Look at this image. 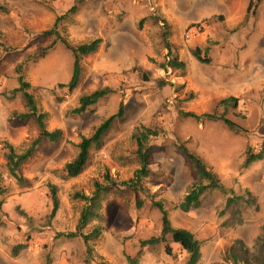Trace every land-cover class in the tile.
<instances>
[{
    "label": "rangeland",
    "instance_id": "1",
    "mask_svg": "<svg viewBox=\"0 0 264 264\" xmlns=\"http://www.w3.org/2000/svg\"><path fill=\"white\" fill-rule=\"evenodd\" d=\"M198 26L200 37L187 40ZM99 34L103 44L81 58L80 84L69 91L74 55L64 42L77 47ZM196 49L210 63L199 61ZM172 57L184 68L169 67ZM20 76L46 116L45 129L62 131L57 143L40 139L21 166L22 182L9 175L6 156L10 147L29 148L42 131L34 117L22 118L30 111L15 92ZM106 88L112 91L85 113L74 112L82 96ZM230 97L238 98L236 107L219 104ZM121 106L123 117L70 178L65 167L82 139ZM145 129L156 135L148 137L147 176L138 181L136 134ZM261 152V160L246 164ZM188 154L222 189L207 191L185 213L179 205L199 180ZM0 173L8 188L0 197V264H129L127 256L137 264H185L187 253L171 236L140 246L161 235L155 202L173 228L201 242L199 264H231L236 241L252 249L264 233V0H0ZM97 184L104 188L99 218L79 230L89 206L81 196L92 197ZM96 228L100 236L86 244L83 236Z\"/></svg>",
    "mask_w": 264,
    "mask_h": 264
},
{
    "label": "trees",
    "instance_id": "2",
    "mask_svg": "<svg viewBox=\"0 0 264 264\" xmlns=\"http://www.w3.org/2000/svg\"><path fill=\"white\" fill-rule=\"evenodd\" d=\"M102 40L97 38L90 43L82 44L77 47H72L68 42H64L65 46L72 51L74 55V68L72 78L67 85L69 91H74L80 84L81 81V58L84 56H88L94 54L98 51ZM169 55L171 54V49L169 48ZM193 55L202 63H210V59L203 56L201 50L196 49L193 51ZM169 67L173 69L184 68V64L179 62L177 57H172L168 62ZM20 87L15 90V92L23 93V96L26 98L28 102L29 114L22 115V118L28 120L32 117L38 121L40 129L42 131V135L36 141L32 143V145L25 149L22 152L16 151L15 148L10 147V152L6 156L7 164L6 168L8 173L14 179L19 181H23L21 176V166L26 163L38 150L40 139L45 138L51 143H57L60 141L62 137V131L57 129L54 131H47L45 129L44 120L46 118L45 114H38L37 106L35 104L34 97L26 92L25 89L29 88L30 85L23 80V76L19 77ZM60 87H66L61 85ZM112 90L110 89H102L97 90L89 95L82 96L79 100V108H77L74 112L77 114L85 113L89 107L95 105L100 99L107 96ZM222 106L232 105L236 107L238 104V98L230 97L222 100L220 103ZM186 117L195 118L197 120L200 119V116L195 115L193 113H187ZM123 117V107H120V111L111 117H109L105 122H103L99 127L96 128L94 134L89 138H83L81 143L79 144V153L76 158L68 163L65 167L66 172L70 178H75L79 176L87 167L90 158V151L93 147H99L102 144L103 138L111 129L113 122L117 118ZM205 117L209 120H222L227 126L230 128H236V125L230 120L219 117L216 114H207ZM151 135H156L149 129H145L144 132H140V134H136V140L138 145V158L141 163V170L139 172L138 181L141 180L142 177L147 176V163L149 161V150L147 148L148 137ZM190 161H192L198 167L199 180L195 183L190 190V192L184 197L183 201L179 205V209L182 212L188 213L192 209H197L201 204L202 196L209 190H219L222 189L220 185V181L216 174L211 172L201 159L198 157L188 154L187 155ZM263 158V153L261 152L259 155H250L247 159L246 164L249 165ZM102 186L97 184V190L92 197H83L84 200L88 202V207L82 211L79 230L85 228L91 221L96 218H99V214L97 211L101 208L100 195L103 192ZM8 192V188L5 186V180L2 173H0V197H3ZM107 192V191H106ZM235 198H229L228 206L234 201ZM242 199V198H236ZM53 201H54V210L53 214L58 209V200L55 196V191H53ZM162 214V230L161 235L159 237H152L147 240H143L140 242L141 247L157 245L161 243H165L167 241V237L171 236V239L174 243L178 244L183 251L187 253V260L185 264H199L201 261L202 253H201V242L195 237V235L186 230V229H177L173 228L168 216V212L165 210L162 202H155L154 204ZM101 230L99 228L94 229L89 235H84L83 238L85 243L88 244L91 239L98 238L100 236ZM21 245L14 248V253H18V249H20ZM169 250V248H168ZM228 260L231 264H264V233L257 239L254 247L250 249L246 246L242 241H236L230 248L228 252ZM127 261L129 264H137V259L131 258L127 256Z\"/></svg>",
    "mask_w": 264,
    "mask_h": 264
},
{
    "label": "built area",
    "instance_id": "3",
    "mask_svg": "<svg viewBox=\"0 0 264 264\" xmlns=\"http://www.w3.org/2000/svg\"><path fill=\"white\" fill-rule=\"evenodd\" d=\"M200 34H201V28H200V26H198V27H192V28H190L187 31L185 37H186L187 40H192V39H196L197 36L200 35Z\"/></svg>",
    "mask_w": 264,
    "mask_h": 264
},
{
    "label": "crops",
    "instance_id": "4",
    "mask_svg": "<svg viewBox=\"0 0 264 264\" xmlns=\"http://www.w3.org/2000/svg\"><path fill=\"white\" fill-rule=\"evenodd\" d=\"M251 11H252V5L249 7L248 13L250 14ZM224 20H225V19H224ZM160 24H162V23H160ZM220 27H221V26H220ZM147 28H152V27H151V24L148 25ZM222 28H223V27H222ZM223 31H224V29H223ZM225 33H226V32L224 31V34L221 35V36H219V37L221 38V37L225 36ZM140 34H141V33H140ZM99 35H100V34H99ZM99 35H97L98 37H96V38H100V39L102 40V36H101V35L99 36ZM200 35H201V34H200ZM200 35H198L197 38H199ZM197 38H196V39H197ZM101 44H103V40H102ZM101 44H100V46H101ZM99 48H100V47H99ZM101 48H102V47H101Z\"/></svg>",
    "mask_w": 264,
    "mask_h": 264
}]
</instances>
